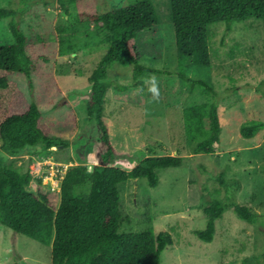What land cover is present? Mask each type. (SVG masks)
I'll list each match as a JSON object with an SVG mask.
<instances>
[{
  "label": "rangeland",
  "instance_id": "obj_1",
  "mask_svg": "<svg viewBox=\"0 0 264 264\" xmlns=\"http://www.w3.org/2000/svg\"><path fill=\"white\" fill-rule=\"evenodd\" d=\"M35 1L42 0H30L33 4L29 10L16 18L27 36H40L53 47L57 45V28L74 23L79 11L91 9L104 13L123 5V0H83L66 16L58 0H44L47 5ZM151 2L157 20L155 35L141 33L136 48L142 64L166 73L154 75L159 82L160 99L152 100L150 85L145 83L143 90L131 87L124 93L109 88L103 115L115 149L128 154L140 151L142 157L180 156L185 162L180 167L157 169L159 183L155 188L149 187L145 178L119 184L121 210L126 217L121 230L167 231L172 244L161 253L159 264H264V128L250 139L239 135L241 124L252 119L264 122V99L257 91L264 78L263 22L252 18L234 22L229 31L223 22L210 24L207 27L210 61L202 66L190 59L176 58L169 0ZM21 6V0H0V7L17 11ZM11 41L8 19H1L0 44ZM104 50L100 46L56 56L48 64L47 70L52 75L48 80L53 83L46 91L35 76L32 88L25 77L18 78L25 96L38 103L47 125L67 142L65 155L70 161L56 162L53 153L56 149L51 148L32 156L33 161L26 154L8 159V163L22 170L28 168L34 177H42L52 187L68 166L78 163L76 153L97 136L95 127L87 123L86 104L80 95L88 91V77ZM179 68L190 79L212 84L216 102L223 109L225 124L219 135L220 143L212 154L194 152L197 140L189 139L185 132L182 113L188 107L210 103L211 98L202 88L191 90L180 80ZM106 72L109 81L128 85L132 66L113 63ZM150 76H144L143 82ZM69 115L75 116L76 125L64 123ZM0 155L4 153L0 151ZM220 174L225 180L239 181L234 201L249 206L257 221L247 224L237 218L233 208H227L214 221L212 240L205 242L194 234L206 226L202 208L212 200L229 201L230 194L218 180ZM34 184L35 178L31 186ZM46 185L43 187L49 188ZM50 254V246L0 224V264H51Z\"/></svg>",
  "mask_w": 264,
  "mask_h": 264
},
{
  "label": "trees",
  "instance_id": "obj_2",
  "mask_svg": "<svg viewBox=\"0 0 264 264\" xmlns=\"http://www.w3.org/2000/svg\"><path fill=\"white\" fill-rule=\"evenodd\" d=\"M81 1L58 0V3L68 16ZM35 2L47 5L44 0ZM21 3L17 11L0 7V20L8 19L12 39L0 44V151L4 153L0 155V224L50 246L51 264H159L161 253L172 244L171 235L165 230L122 231L126 217L121 210L119 184L145 178L148 186L155 188L159 183L157 169L180 167L185 160L180 156L153 154L142 157L140 151L128 154L115 149L103 115L109 88L123 93L131 87L143 90L144 76L166 74L142 64L136 48L141 33L155 35L157 20L151 0H123L122 6L104 13L79 11L74 23L57 28L55 47L40 36L26 35L16 16L29 10L33 3L30 0ZM251 18L261 20L264 26V0H169L176 58L207 66L210 61L207 27L223 22L229 31L232 23ZM100 46H104V53L88 77V91L80 95L86 104L87 123L95 127L97 136L76 153L78 163L65 169L58 192L44 188L41 177H34L28 168L19 169L7 160L29 154L33 161L32 156L55 147V161L65 163L70 161L65 155L68 144L44 121L38 103L25 96L18 78L25 77L32 88L35 76L46 91L53 83L48 80L52 79L48 64L56 56ZM113 63L132 66L128 85L108 80L106 68ZM177 76L191 90L202 88L211 98L210 103L188 107L182 113L185 132L189 139L197 140L194 152L212 154L220 143L219 135L225 124L216 91L204 80L188 78L182 68ZM257 91L264 99V78ZM67 122L76 125L75 116L66 117L64 123ZM263 128V121L252 119L241 124L239 135L250 139ZM219 176L230 194L229 201L212 200L202 208L206 226L194 234L205 242L212 240L214 221L227 208H233L237 218L247 224L257 221L249 206L234 201L239 181ZM34 178L35 184L31 186Z\"/></svg>",
  "mask_w": 264,
  "mask_h": 264
},
{
  "label": "clouds",
  "instance_id": "obj_3",
  "mask_svg": "<svg viewBox=\"0 0 264 264\" xmlns=\"http://www.w3.org/2000/svg\"><path fill=\"white\" fill-rule=\"evenodd\" d=\"M144 83L150 85V87H148V91L151 93L152 100L158 102L160 99V91H159V82H158L157 78L154 75H152V76L148 77L144 81ZM53 148H55V147H53ZM64 172H63V174H64ZM30 173L34 176V174L31 171H30ZM62 177H63V175H62ZM60 181H61V179H59V180L57 179V182H56L57 185L55 187H52V185L50 183H48V182L44 183L43 178H42V183L44 186H45V184H47L46 186H48L51 190H54L57 192L59 191V188H60Z\"/></svg>",
  "mask_w": 264,
  "mask_h": 264
}]
</instances>
